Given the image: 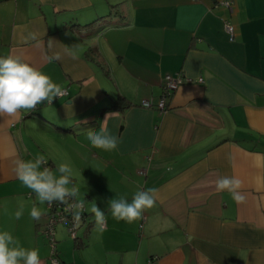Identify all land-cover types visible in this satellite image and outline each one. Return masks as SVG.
<instances>
[{
	"label": "crops",
	"instance_id": "1",
	"mask_svg": "<svg viewBox=\"0 0 264 264\" xmlns=\"http://www.w3.org/2000/svg\"><path fill=\"white\" fill-rule=\"evenodd\" d=\"M10 53L68 94L0 116V231L51 264L46 203L15 173V160L36 156L37 134L47 166L59 176L56 164L68 163L87 201L76 240L56 228L61 264H264V0H0V56ZM167 75L183 82L161 112ZM121 100L128 106L115 109ZM106 117L119 138L110 151L86 137ZM222 176L242 180L244 203L216 191L210 182ZM152 188L155 206L141 219L110 215L111 199Z\"/></svg>",
	"mask_w": 264,
	"mask_h": 264
},
{
	"label": "clouds",
	"instance_id": "2",
	"mask_svg": "<svg viewBox=\"0 0 264 264\" xmlns=\"http://www.w3.org/2000/svg\"><path fill=\"white\" fill-rule=\"evenodd\" d=\"M30 39L37 40L36 34L31 33ZM53 42L54 40L49 39V47ZM37 46H40L39 41ZM72 49V55L75 56L79 45H72ZM63 95L64 91L59 84L53 82L50 76L23 56L11 53L0 56V116L16 117L22 111L32 112L38 104L47 101L51 105L54 98ZM114 114L116 113H110L108 117ZM108 117L99 131L89 129L86 132L87 140L93 148L110 151L118 146L119 138L110 134L105 128ZM14 163L17 178L35 193L39 204L55 202L64 205V211L70 212L75 224L79 225L87 201L81 198L80 188L73 183V169L68 163L56 164V172L59 176L47 166L48 160L43 155L37 154L30 160L17 159ZM210 183L217 192H229L237 204L246 201V196L239 191L243 182L238 177L222 176ZM156 191L154 188L137 191L130 202L124 197L111 199L108 202L109 213L115 220L131 224L141 219L146 209L155 206ZM24 208L25 202L21 198L18 210L15 212L17 220L23 216ZM88 211L94 214L96 230L101 233L105 231V213L96 202L91 204ZM42 214L41 209L33 203L30 210L31 218L39 220ZM0 264H41L39 250L22 246L20 240L7 230L0 231Z\"/></svg>",
	"mask_w": 264,
	"mask_h": 264
},
{
	"label": "built area",
	"instance_id": "3",
	"mask_svg": "<svg viewBox=\"0 0 264 264\" xmlns=\"http://www.w3.org/2000/svg\"><path fill=\"white\" fill-rule=\"evenodd\" d=\"M225 5L230 6V2L226 1L224 2ZM226 29L227 31L233 35V26L230 25L229 23H226ZM191 81V80H187ZM199 81H203L201 78ZM183 82V79L178 75V76H172V75H167L165 76L163 80V94L158 101L156 107L160 109L161 112H166L168 109V101L170 97L173 95L175 90L181 85ZM64 95L66 96L68 94V91L66 89H63ZM61 96V97H63ZM142 106L145 107H152L153 103L150 100H144L142 102ZM48 205V212H47V223L44 226L42 233L45 236V238L48 240L50 246H51V255H50V263L51 264H61V261L59 259L58 255V241L56 238V228L59 225H65L67 227V231L69 236L76 240L78 237V229L83 220L86 219L87 216V210H86V205L83 213L81 214V220L79 222V225L77 226L75 222L72 219V215L70 212H65L64 208L65 206L62 204L58 203H52V204H47Z\"/></svg>",
	"mask_w": 264,
	"mask_h": 264
},
{
	"label": "rangeland",
	"instance_id": "4",
	"mask_svg": "<svg viewBox=\"0 0 264 264\" xmlns=\"http://www.w3.org/2000/svg\"><path fill=\"white\" fill-rule=\"evenodd\" d=\"M32 136H33V138H34V140H35V143H34V144L37 143L36 147L32 146V149H34V152L36 153V155H37V154L40 155V152H39V150H38V145H40L41 148H43L42 150H44V145H45V142H46V137L44 138V137H42L41 135H37V134L32 135ZM46 146H49V145H46ZM41 155H42V154H41ZM43 156H44V155H43ZM47 204H48V203H46V205H45V209L48 210V205H47ZM46 207H47V208H46Z\"/></svg>",
	"mask_w": 264,
	"mask_h": 264
},
{
	"label": "trees",
	"instance_id": "5",
	"mask_svg": "<svg viewBox=\"0 0 264 264\" xmlns=\"http://www.w3.org/2000/svg\"><path fill=\"white\" fill-rule=\"evenodd\" d=\"M127 106H128V105H127V104L125 105V104L122 102V100H121V102H120V101H117V102H116L114 108H115V109H124V108L127 107Z\"/></svg>",
	"mask_w": 264,
	"mask_h": 264
}]
</instances>
